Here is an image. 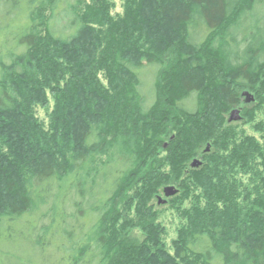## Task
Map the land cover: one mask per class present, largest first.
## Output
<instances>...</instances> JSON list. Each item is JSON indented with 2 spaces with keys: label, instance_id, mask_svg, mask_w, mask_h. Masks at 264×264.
<instances>
[{
  "label": "trees",
  "instance_id": "1",
  "mask_svg": "<svg viewBox=\"0 0 264 264\" xmlns=\"http://www.w3.org/2000/svg\"><path fill=\"white\" fill-rule=\"evenodd\" d=\"M131 4L114 21L100 1L0 0V241L17 225L58 238V264H264V153L225 119L239 90L264 91V0ZM169 131L176 170L215 146L173 253L155 228L128 245L108 227Z\"/></svg>",
  "mask_w": 264,
  "mask_h": 264
},
{
  "label": "rangeland",
  "instance_id": "2",
  "mask_svg": "<svg viewBox=\"0 0 264 264\" xmlns=\"http://www.w3.org/2000/svg\"><path fill=\"white\" fill-rule=\"evenodd\" d=\"M95 1L105 4L114 21L122 19L132 8L131 0H84L86 4H93ZM162 58L166 67L172 58L171 51L164 53ZM148 69V84H151L150 75L154 72ZM238 94L240 103L227 110L226 122L231 111L237 109L238 120L227 124L234 127L237 137H253L261 145L264 153V91L257 83L253 89L239 90ZM45 96L46 101L34 104L32 112L38 121L47 124L54 100L49 90H46ZM168 135L170 136L162 138L161 144L155 147L153 154L146 157L142 171L123 192L108 227L128 245L142 244L146 238L145 229L155 228L161 247L173 253L178 231L185 225V214L191 212L196 203L199 205L202 202L199 188L190 176L193 171L205 165V155L215 151V146L210 139L206 140L198 147L197 154L181 163L180 168L176 170L169 162L170 141L174 139L175 132L169 131ZM218 152L224 153L222 150ZM148 170L155 177L147 175ZM248 178L250 175L242 176L243 183L251 186ZM168 187H172L174 194L166 197L163 190ZM82 218L86 221L84 215ZM4 234L7 238L5 242L0 241V264H58V256L51 250L58 238L43 237L41 232L33 237L21 225L15 227V232ZM36 239L45 244L44 251L35 248L33 242Z\"/></svg>",
  "mask_w": 264,
  "mask_h": 264
},
{
  "label": "water",
  "instance_id": "3",
  "mask_svg": "<svg viewBox=\"0 0 264 264\" xmlns=\"http://www.w3.org/2000/svg\"><path fill=\"white\" fill-rule=\"evenodd\" d=\"M246 94V92H245ZM239 111L237 109H233L228 117V122H232V121H236L238 120L239 116H238ZM192 166H194V164H192ZM163 194L168 197V196H172L174 194V190L172 189V187H168L165 188L163 190Z\"/></svg>",
  "mask_w": 264,
  "mask_h": 264
}]
</instances>
